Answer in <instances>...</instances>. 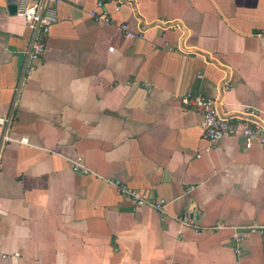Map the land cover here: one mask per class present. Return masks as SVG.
<instances>
[{"label": "crops", "instance_id": "0c3cea01", "mask_svg": "<svg viewBox=\"0 0 264 264\" xmlns=\"http://www.w3.org/2000/svg\"><path fill=\"white\" fill-rule=\"evenodd\" d=\"M117 3L62 0L29 61L0 0V264H264L259 233L236 240L264 226V145L210 144L182 103L264 115V0Z\"/></svg>", "mask_w": 264, "mask_h": 264}, {"label": "built area", "instance_id": "2783aa9c", "mask_svg": "<svg viewBox=\"0 0 264 264\" xmlns=\"http://www.w3.org/2000/svg\"><path fill=\"white\" fill-rule=\"evenodd\" d=\"M9 1V0H8ZM62 0H13L15 5V14L20 16L25 24L31 29L33 33V42L27 51L29 61L36 60L40 53L43 51L44 45L41 41L35 40L37 35H46L49 29L56 23L57 16L55 7ZM128 0H118L119 7L122 3ZM103 5L98 2L97 7L101 8ZM94 21H99L104 24H109L110 19L106 12L91 14ZM119 29L124 32L127 37H134L125 25H120ZM142 37V36H139ZM259 38L264 42V30L259 34ZM28 68V67H27ZM29 69L26 70L28 73ZM182 103L184 106L192 107L201 117V136L202 139L210 144H216L225 138L240 137L243 140L245 149L251 148L254 144L264 145V115L254 108H246L240 117L227 116L221 114L217 108L215 99L201 96L187 94L183 97ZM4 120L0 118V124ZM26 142V139H22ZM75 172L85 171L78 164L72 166ZM86 173V172H84ZM118 192L128 197L135 206H151L152 208L162 211L164 207L163 200H156L150 204L147 197L136 190H132L124 184L113 180L110 181ZM182 221L189 225H194V217L192 214L186 213ZM259 233L264 243V226L258 224L251 225L247 233L237 235L238 242H244L248 234Z\"/></svg>", "mask_w": 264, "mask_h": 264}, {"label": "water", "instance_id": "95a60500", "mask_svg": "<svg viewBox=\"0 0 264 264\" xmlns=\"http://www.w3.org/2000/svg\"><path fill=\"white\" fill-rule=\"evenodd\" d=\"M9 5H8V11L10 14H15V5L13 4V0H9Z\"/></svg>", "mask_w": 264, "mask_h": 264}]
</instances>
